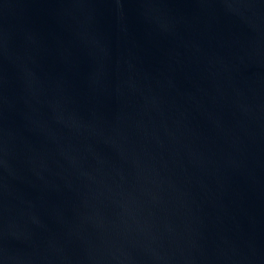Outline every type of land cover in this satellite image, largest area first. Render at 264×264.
<instances>
[{
    "label": "water",
    "instance_id": "obj_1",
    "mask_svg": "<svg viewBox=\"0 0 264 264\" xmlns=\"http://www.w3.org/2000/svg\"><path fill=\"white\" fill-rule=\"evenodd\" d=\"M0 264H264V0H0Z\"/></svg>",
    "mask_w": 264,
    "mask_h": 264
}]
</instances>
